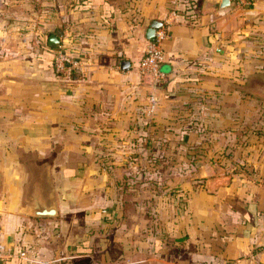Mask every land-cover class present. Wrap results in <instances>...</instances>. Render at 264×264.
Segmentation results:
<instances>
[{
	"label": "crops",
	"instance_id": "1",
	"mask_svg": "<svg viewBox=\"0 0 264 264\" xmlns=\"http://www.w3.org/2000/svg\"><path fill=\"white\" fill-rule=\"evenodd\" d=\"M168 17L153 84L147 30ZM0 254L264 264V0H0Z\"/></svg>",
	"mask_w": 264,
	"mask_h": 264
},
{
	"label": "built area",
	"instance_id": "2",
	"mask_svg": "<svg viewBox=\"0 0 264 264\" xmlns=\"http://www.w3.org/2000/svg\"><path fill=\"white\" fill-rule=\"evenodd\" d=\"M256 0H236V3L245 6L254 3ZM173 15H177L176 11L172 12ZM171 17L167 18L161 28L156 30L155 39L149 40L145 50V54L140 63V72L143 76H151L153 84H157L164 77V72L161 69V64L164 61L165 51L164 43L170 36L169 25L171 23ZM55 70L59 75L69 77L73 72L79 69V62L70 57L63 47L58 45V49L55 54ZM21 256L29 258L26 252H21ZM2 256V254H0Z\"/></svg>",
	"mask_w": 264,
	"mask_h": 264
},
{
	"label": "water",
	"instance_id": "3",
	"mask_svg": "<svg viewBox=\"0 0 264 264\" xmlns=\"http://www.w3.org/2000/svg\"><path fill=\"white\" fill-rule=\"evenodd\" d=\"M230 4H231V0H222L223 7L229 6ZM161 26H162L161 22H153L147 30V38L149 40H154L156 30L158 28H161ZM62 36L63 34L60 30H58L56 33H53L50 36L49 45L53 47L57 44H60ZM123 65H125V62L123 63ZM146 80L150 83H153L151 76H146ZM30 214L35 217H56L58 215V212L55 206H44L40 201L37 200L35 202V205L31 209Z\"/></svg>",
	"mask_w": 264,
	"mask_h": 264
},
{
	"label": "trees",
	"instance_id": "4",
	"mask_svg": "<svg viewBox=\"0 0 264 264\" xmlns=\"http://www.w3.org/2000/svg\"><path fill=\"white\" fill-rule=\"evenodd\" d=\"M195 4H197V2H195ZM197 5H198V7H199V3H198Z\"/></svg>",
	"mask_w": 264,
	"mask_h": 264
}]
</instances>
